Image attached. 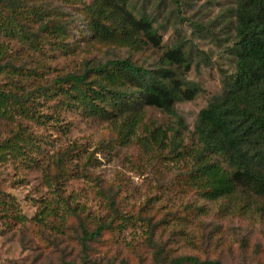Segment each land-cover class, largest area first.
<instances>
[{"label": "rangeland", "instance_id": "rangeland-1", "mask_svg": "<svg viewBox=\"0 0 264 264\" xmlns=\"http://www.w3.org/2000/svg\"><path fill=\"white\" fill-rule=\"evenodd\" d=\"M49 1L53 7L59 5L57 0ZM133 1L154 17L163 48L179 38L192 47L193 62L185 78L198 84L202 92L175 106L189 131L184 133V143L191 147L194 140L190 131L198 112L220 93L222 73L233 71L228 52L233 20L226 11L235 0ZM62 10L73 19L72 33L78 32L82 23L77 12L73 7ZM72 41L71 53L52 45L33 50L19 37L0 33V45L17 58L16 65L35 70L37 82L47 84L65 73L79 71L86 63L90 67L129 57L151 66L160 53L152 49L130 53L115 45H94L78 36ZM17 84L25 87L26 81L0 71V89H15ZM41 103L39 111L49 119L22 122L38 138L36 149L27 150L32 161L9 156L0 164V190L16 213L26 218L23 223L15 222L9 212L6 218L0 217V264H150L156 248L163 249L167 259L186 255L220 264H264L263 225L209 212L214 206L200 200L181 177L183 164L172 162L167 150L155 151L147 144L146 126L166 130L173 126L169 117L146 108L142 122L121 141L110 121L85 118L53 97ZM11 129L13 124L0 121V139ZM72 146V165L81 174L74 170L56 177L53 161L57 153ZM61 199L70 207L65 224H74V219L81 217L92 229L96 221L113 217V231L87 242L83 251L76 239L78 233H58L53 221H31L43 208H53L58 222L64 216L62 208L66 210ZM202 205L208 208L203 214L198 211ZM3 208L0 206V211Z\"/></svg>", "mask_w": 264, "mask_h": 264}, {"label": "trees", "instance_id": "trees-1", "mask_svg": "<svg viewBox=\"0 0 264 264\" xmlns=\"http://www.w3.org/2000/svg\"><path fill=\"white\" fill-rule=\"evenodd\" d=\"M50 2L0 0V33L19 37L33 50L52 45L71 53L72 40L78 36L94 45H115L130 53L148 49L160 53L151 66L129 57L90 67L86 63L79 71L65 73L47 84L37 82L35 70L16 65L17 58L0 45V71L26 81L25 87L17 84L15 89H0V121L14 126L0 139V164L9 156L32 161L26 156L27 150L36 149L38 138L22 122L42 123L49 119L39 111L41 100L47 97L85 118L110 121L121 141L142 122L144 110L152 108L169 117L173 126L166 130L146 126L147 144L155 151L167 150L172 162L183 164L181 177L200 200L214 206L208 211L257 221L264 227V0H235L226 11L233 20L228 50L233 71L222 73L220 93L198 112L190 131L194 140L191 147L184 143V133L189 131L175 109L177 103L191 101L202 92L198 84L185 78L193 62L191 45L179 38L163 48L154 17L137 8L133 0H57L60 6L55 7ZM66 7L77 12L82 23L78 32L72 33L73 19L62 10ZM73 148L57 153L53 161L56 177L74 170L81 174L72 165ZM5 197L0 190V206L4 207L0 217L6 218L9 212L15 222L26 221ZM60 201L66 210L62 208L64 216L58 222L53 208H43L31 221H53L51 225L58 233H78L76 239L83 251L87 250V242L113 231V217L96 221L92 229L81 217L74 219V224H65L71 215L70 207L65 200ZM110 204L113 211L112 198ZM207 209L202 205L198 211L203 214ZM150 264L220 263L186 255L167 259L163 249L156 248Z\"/></svg>", "mask_w": 264, "mask_h": 264}]
</instances>
